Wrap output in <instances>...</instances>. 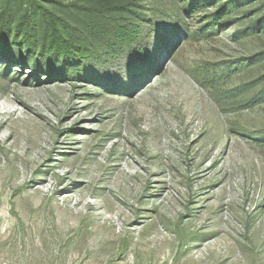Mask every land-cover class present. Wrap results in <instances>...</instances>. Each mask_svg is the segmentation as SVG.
Instances as JSON below:
<instances>
[{
  "label": "rangeland",
  "instance_id": "rangeland-1",
  "mask_svg": "<svg viewBox=\"0 0 264 264\" xmlns=\"http://www.w3.org/2000/svg\"><path fill=\"white\" fill-rule=\"evenodd\" d=\"M225 1L129 0L141 54L0 48V264H264V0Z\"/></svg>",
  "mask_w": 264,
  "mask_h": 264
},
{
  "label": "trees",
  "instance_id": "trees-1",
  "mask_svg": "<svg viewBox=\"0 0 264 264\" xmlns=\"http://www.w3.org/2000/svg\"><path fill=\"white\" fill-rule=\"evenodd\" d=\"M128 1L0 0V48L24 53L35 73L40 62L54 67L89 58L98 61L123 51L141 54L147 17ZM249 1L226 0L223 14L254 0ZM262 21L253 22L247 31L262 30ZM93 44L100 47L91 49Z\"/></svg>",
  "mask_w": 264,
  "mask_h": 264
}]
</instances>
